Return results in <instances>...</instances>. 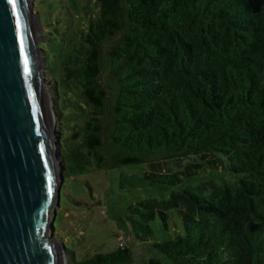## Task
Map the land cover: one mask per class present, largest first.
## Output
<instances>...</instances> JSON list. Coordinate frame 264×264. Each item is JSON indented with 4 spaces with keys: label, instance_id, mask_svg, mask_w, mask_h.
<instances>
[{
    "label": "trees",
    "instance_id": "obj_1",
    "mask_svg": "<svg viewBox=\"0 0 264 264\" xmlns=\"http://www.w3.org/2000/svg\"><path fill=\"white\" fill-rule=\"evenodd\" d=\"M95 1L74 45L40 49L57 117L81 116L76 155L96 168L144 165L149 182L178 186L127 204L124 231L167 259L146 264H264V0ZM64 136L58 155L72 157ZM63 247L66 264H132L124 242L78 258Z\"/></svg>",
    "mask_w": 264,
    "mask_h": 264
},
{
    "label": "water",
    "instance_id": "obj_2",
    "mask_svg": "<svg viewBox=\"0 0 264 264\" xmlns=\"http://www.w3.org/2000/svg\"><path fill=\"white\" fill-rule=\"evenodd\" d=\"M31 12L0 0V264H63L52 237L63 175Z\"/></svg>",
    "mask_w": 264,
    "mask_h": 264
},
{
    "label": "rangeland",
    "instance_id": "obj_3",
    "mask_svg": "<svg viewBox=\"0 0 264 264\" xmlns=\"http://www.w3.org/2000/svg\"><path fill=\"white\" fill-rule=\"evenodd\" d=\"M34 3H42V9L38 10L34 7ZM29 4L31 15L35 16V27L39 39L35 47L38 50L41 82L49 100L51 140L55 143L54 146L58 152L62 147L58 142H64L62 136L65 133L67 150L73 151L72 157L60 158L58 155L59 167L63 172L61 182L63 186L60 192V206H56L55 217L59 237L54 239L57 241L63 264L67 263L71 255L70 251L64 249L65 244L77 254L78 258L98 250H111L120 240L130 247L132 264H146L149 258H157L163 262L166 258L161 253L148 247L146 243L130 240L131 233L129 235L122 227L125 220V207L136 200L167 198L178 186L161 187L149 182L143 178L144 165L96 168L94 164L87 163L84 158L75 153L76 150H82L81 136L71 138L73 127L76 128L81 121L80 114L77 115L65 109L64 114L57 117L55 108L57 101L54 100L51 91L52 82L51 76L47 73L46 53L40 47L42 44L47 49L71 46V43L73 44L70 41L71 35L78 32V29H82L87 17L98 14V3L95 0H29ZM67 17L71 23L69 27H65ZM49 23L52 24L49 25ZM104 59L103 55L102 81L111 86ZM106 135L105 133V138H107ZM105 145L109 148L108 143ZM66 147L64 146L65 150ZM199 178L196 176L192 179L196 183ZM168 213L176 223V225H172V222L170 224L169 230L173 235L175 227L181 230V224L175 210H170ZM152 228L159 240L169 237L168 232L158 223H153Z\"/></svg>",
    "mask_w": 264,
    "mask_h": 264
},
{
    "label": "built area",
    "instance_id": "obj_4",
    "mask_svg": "<svg viewBox=\"0 0 264 264\" xmlns=\"http://www.w3.org/2000/svg\"><path fill=\"white\" fill-rule=\"evenodd\" d=\"M119 245H120V246H122V245H123V242H122V241H120V242H119Z\"/></svg>",
    "mask_w": 264,
    "mask_h": 264
},
{
    "label": "snow or ice",
    "instance_id": "obj_5",
    "mask_svg": "<svg viewBox=\"0 0 264 264\" xmlns=\"http://www.w3.org/2000/svg\"><path fill=\"white\" fill-rule=\"evenodd\" d=\"M15 4V0H13V5ZM25 64H27V61H25Z\"/></svg>",
    "mask_w": 264,
    "mask_h": 264
}]
</instances>
